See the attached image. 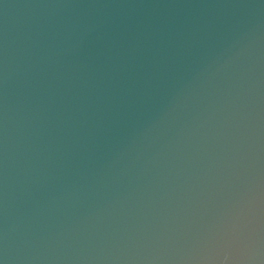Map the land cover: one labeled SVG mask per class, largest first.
Segmentation results:
<instances>
[{
    "label": "water",
    "instance_id": "water-1",
    "mask_svg": "<svg viewBox=\"0 0 264 264\" xmlns=\"http://www.w3.org/2000/svg\"><path fill=\"white\" fill-rule=\"evenodd\" d=\"M0 264H264V0H0Z\"/></svg>",
    "mask_w": 264,
    "mask_h": 264
}]
</instances>
